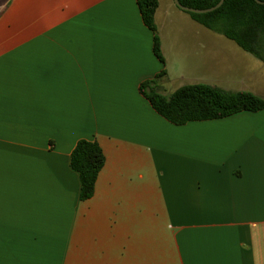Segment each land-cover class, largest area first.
I'll use <instances>...</instances> for the list:
<instances>
[{"label":"crops","instance_id":"0c3cea01","mask_svg":"<svg viewBox=\"0 0 264 264\" xmlns=\"http://www.w3.org/2000/svg\"><path fill=\"white\" fill-rule=\"evenodd\" d=\"M175 6L155 14L162 63L137 0H0V264H264V109L176 125L140 91L169 95L167 54L192 41L220 68L219 37ZM227 53L214 86L264 98ZM80 139L105 155L84 201Z\"/></svg>","mask_w":264,"mask_h":264},{"label":"trees","instance_id":"16d2710c","mask_svg":"<svg viewBox=\"0 0 264 264\" xmlns=\"http://www.w3.org/2000/svg\"><path fill=\"white\" fill-rule=\"evenodd\" d=\"M219 1L180 0L185 6L200 9L213 7ZM260 1L263 3L256 0H224L223 4L213 11L189 14L207 29L226 36L264 62V0ZM137 4L144 24L154 34V53L165 63L155 21L159 0H137ZM165 73L163 70L158 76ZM153 84L154 79L142 82V95L159 115L176 125L264 109V98L247 90L232 91L207 83H193L183 85L166 95ZM70 163L80 176L81 201L90 199L95 193L96 182L105 163L101 146L97 141L80 139L71 153Z\"/></svg>","mask_w":264,"mask_h":264},{"label":"rangeland","instance_id":"374dc122","mask_svg":"<svg viewBox=\"0 0 264 264\" xmlns=\"http://www.w3.org/2000/svg\"><path fill=\"white\" fill-rule=\"evenodd\" d=\"M175 10H178L177 12H180L181 9H179L178 7H174ZM183 12V14L188 15L189 13L185 12V11H181ZM201 26V25H199ZM203 28L204 32H212L209 29L205 28L204 26L201 27ZM214 36H218L219 40H220V44H219V50L221 51V57H220V64H219V70L218 71H214L212 73V69L210 67H208V69H203L201 68L198 63H197V57L195 55V52L197 54L198 51L200 50H206V48L203 46V44L201 42H199V40L196 41H192L193 46H191V44H188L186 49H183L182 51V55H177L174 57V52H176L175 48H171L169 51V53L167 54L168 56V60L169 63H172V60L175 59L174 62V66H173V70L171 71V75H170V84L167 87V93L171 94L172 92H174L176 89H178L181 85H187V84H193V83H198V82H192V80H183V79H177L176 76L174 74V72H177L178 70H182V72H184L185 77L188 76V79H191V76H197V77H201V79H204V83L207 84H213L216 83L214 81H216L217 78H215V76L213 74H219L220 70L226 69L227 67H229V63H226L225 60L227 59H236L234 58V54L232 53H227V52H234V51H239L241 56H245L243 63H241L242 67L245 66V70L246 72H252V73H264V63L262 61H260L259 59H257L256 57H254L252 54H249L245 51H243L234 41L230 40L229 38H227L226 36L222 35V34H217L214 32ZM193 38V36L191 35V39ZM189 41V40H188ZM181 51H177V53H180ZM226 55V58H223V56ZM171 59V60H170ZM241 67V69H243ZM260 69V70H259ZM181 73V72H180ZM179 73V74H180ZM229 78L234 79L236 82L238 81V76H240L239 74L235 73L234 71L231 72ZM178 77H181L178 76ZM261 79V77H260ZM264 81V79H262ZM232 87H238L237 84H232Z\"/></svg>","mask_w":264,"mask_h":264},{"label":"water","instance_id":"95a60500","mask_svg":"<svg viewBox=\"0 0 264 264\" xmlns=\"http://www.w3.org/2000/svg\"><path fill=\"white\" fill-rule=\"evenodd\" d=\"M256 1L258 3H263V1H260V0H256ZM174 2L182 10H185L188 12H195V13H207V12L213 11V10L217 9L218 7H220L223 4L224 0H220L215 6L210 7V8H206V9H200V8H193V7L185 6L180 2V0H174Z\"/></svg>","mask_w":264,"mask_h":264}]
</instances>
